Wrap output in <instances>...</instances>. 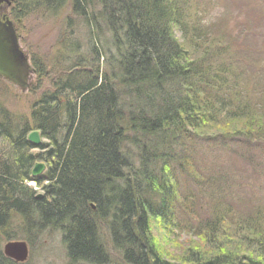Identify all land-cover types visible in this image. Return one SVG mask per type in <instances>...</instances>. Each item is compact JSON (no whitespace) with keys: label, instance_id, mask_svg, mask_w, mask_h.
I'll return each mask as SVG.
<instances>
[{"label":"trees","instance_id":"16d2710c","mask_svg":"<svg viewBox=\"0 0 264 264\" xmlns=\"http://www.w3.org/2000/svg\"><path fill=\"white\" fill-rule=\"evenodd\" d=\"M216 1L9 0L18 27L75 19L86 46L60 36L64 64L27 116L0 99V238L57 236L65 264H264V87L249 58L264 50L254 31L249 51L229 46L219 12L203 18ZM152 221L209 250L166 259ZM0 264L22 263L0 248Z\"/></svg>","mask_w":264,"mask_h":264},{"label":"rangeland","instance_id":"374dc122","mask_svg":"<svg viewBox=\"0 0 264 264\" xmlns=\"http://www.w3.org/2000/svg\"><path fill=\"white\" fill-rule=\"evenodd\" d=\"M216 2L217 4L212 5L211 8L208 7L209 10L207 8L208 11L203 14V18L207 20V17L216 15L213 18L215 20L219 12L226 23L225 31L227 33L232 32V35L237 36L236 41L233 38L231 39L229 46L234 50L241 51L243 49L244 51H249V47L242 46V43L248 44L251 31H254L258 37L254 39L253 43H260L261 48L264 50V37L259 30L264 27V2L262 0H229L228 2L219 0ZM10 8V4L8 6L2 4L0 6V16L5 15L18 30L17 37L20 48L28 56L29 60L34 58L36 61L39 60V64L45 62L44 73L42 71V73L35 74L32 71V66L30 67L28 86L25 89L0 79V99L5 103V106L15 114L27 116L31 100L42 91L48 89L49 82L55 78L53 74L64 64L63 58L56 56V53L61 49L60 36L65 41H76L79 46L76 53L83 54L85 51L84 46H86V33L81 23L75 19H73V27L65 31L64 24H61L63 17L58 19L52 17L40 19L41 17H38L37 14L29 16L20 28L15 20L11 18ZM215 8H218L217 12ZM66 13H68V10H65L62 14ZM244 35L248 36L247 41H245ZM176 37L180 39L179 33L176 34ZM249 58L257 62L259 70L254 77L264 87L263 55L260 58L257 54L253 55L251 48ZM243 61L246 62L247 59ZM240 62H242V59ZM43 141L45 140L43 139ZM37 151L35 149L33 152L36 153ZM42 164L44 168L40 174L45 170V163ZM28 185L35 186L34 182H28ZM36 190L41 193L39 188H36ZM151 230L158 249L166 259L178 261L188 248H199L204 251L208 249L206 243L202 240L204 238L200 239L191 231H182L175 227L173 230H168L163 228L157 221L151 222ZM13 241L25 240L17 239ZM7 242V239L0 238L1 250ZM27 247L28 255L22 264H65L66 262L64 249L57 236L43 237L42 241L39 240V242L31 246L27 244Z\"/></svg>","mask_w":264,"mask_h":264},{"label":"water","instance_id":"95a60500","mask_svg":"<svg viewBox=\"0 0 264 264\" xmlns=\"http://www.w3.org/2000/svg\"><path fill=\"white\" fill-rule=\"evenodd\" d=\"M4 3L9 5V0H0V6ZM29 74L30 62L19 46L15 27L8 18L0 16V79L25 89L28 86ZM27 140L34 146L39 145L41 143L39 132L32 130L27 135ZM43 168L42 163H35L31 170V176L39 175ZM2 253L5 257L22 263L28 255L27 243L25 241H8L2 249Z\"/></svg>","mask_w":264,"mask_h":264},{"label":"bare ground","instance_id":"6f19581e","mask_svg":"<svg viewBox=\"0 0 264 264\" xmlns=\"http://www.w3.org/2000/svg\"><path fill=\"white\" fill-rule=\"evenodd\" d=\"M31 131H32V130H31ZM31 131H30V132H31ZM30 132H29V133H30ZM29 133H28V134H29ZM28 134H27V135H28ZM39 134H40V133H39ZM40 137H41V136H40ZM26 138H27V137H26ZM42 140H43V139L41 138V142H42ZM27 141H28V140H27ZM37 146H38V145H37ZM37 146H35V148H36ZM39 162H40V161H39ZM39 162H37V163H39ZM42 163H43V162H42ZM34 164H35V163H34ZM33 166H34V165H33ZM36 176H37V175H36ZM29 182H34V181H29ZM27 184H28V183H27ZM34 184H35V183H34ZM36 188H37V187H35V189H36ZM38 195L40 196V194H38ZM11 241H13V240H11ZM25 242H26V241H25ZM26 243H27V242H26ZM1 251H2V250H1ZM3 255H4V254H3Z\"/></svg>","mask_w":264,"mask_h":264}]
</instances>
